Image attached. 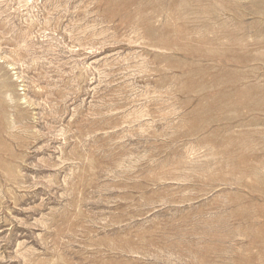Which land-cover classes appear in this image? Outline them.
<instances>
[{
  "label": "rangeland",
  "instance_id": "1",
  "mask_svg": "<svg viewBox=\"0 0 264 264\" xmlns=\"http://www.w3.org/2000/svg\"><path fill=\"white\" fill-rule=\"evenodd\" d=\"M161 262L264 264V0H0V264Z\"/></svg>",
  "mask_w": 264,
  "mask_h": 264
},
{
  "label": "bare ground",
  "instance_id": "2",
  "mask_svg": "<svg viewBox=\"0 0 264 264\" xmlns=\"http://www.w3.org/2000/svg\"><path fill=\"white\" fill-rule=\"evenodd\" d=\"M162 251V250H161ZM163 253V252H162ZM170 254V253H169ZM156 255V254H155ZM154 255V256H155ZM170 257H173V256H170ZM182 257V256H181ZM154 258H156V259H158L156 256L154 257ZM161 258V257H160ZM185 258V257H184ZM155 260V259H154ZM161 261V260H160ZM159 262V261H158ZM162 262H163V260H162ZM162 262H161V264H162ZM168 263V262H167Z\"/></svg>",
  "mask_w": 264,
  "mask_h": 264
}]
</instances>
